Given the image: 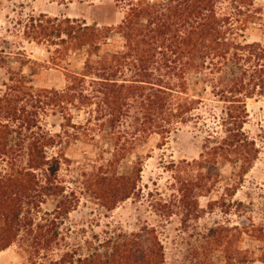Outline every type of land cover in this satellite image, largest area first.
<instances>
[{
  "label": "rangeland",
  "instance_id": "rangeland-1",
  "mask_svg": "<svg viewBox=\"0 0 264 264\" xmlns=\"http://www.w3.org/2000/svg\"><path fill=\"white\" fill-rule=\"evenodd\" d=\"M157 1L0 0V99L10 98L19 111L17 120L0 115L9 128L2 140L8 146L0 154V180L29 173L38 183L31 199L20 203L19 235L0 252V264L76 263L110 252L106 241L122 243L134 234L143 236L136 248L158 264H264L263 96L254 93L246 100L241 132L258 152L247 172L235 156L229 158L236 163L219 160L216 168H199L206 147L225 135L220 118L227 104L215 95L228 69L224 59L207 60L200 73L187 77L188 96L200 102L171 123L161 120L169 131L163 134L152 126L147 130L144 105L149 84L179 94L176 58L162 64L157 55L150 77L122 66L113 79L141 81L145 90L123 98L117 111L96 70L71 84V75L82 74L84 50L65 55L56 34L35 39L39 21L47 25L53 19L115 31L130 8ZM214 9L233 27L250 10L258 34L235 31L244 37L236 40L264 46V0H253L248 9L236 0H216ZM33 149L47 165L31 168ZM132 168L140 171L135 185L127 199L116 200L112 195L124 189L120 178Z\"/></svg>",
  "mask_w": 264,
  "mask_h": 264
},
{
  "label": "trees",
  "instance_id": "trees-1",
  "mask_svg": "<svg viewBox=\"0 0 264 264\" xmlns=\"http://www.w3.org/2000/svg\"><path fill=\"white\" fill-rule=\"evenodd\" d=\"M215 1L160 0L153 5L144 4L130 8L125 20L115 31L108 28L99 30L85 23L81 25L69 18L60 22L56 19L47 20V25H42L39 21L36 28H40V31L34 35L35 39H41L56 34L55 37L60 42L56 45L64 47L65 55L84 50L86 60L82 74L77 75L80 77L71 75V84L76 86L79 80L90 77L89 75H93V71L96 70L94 75L97 82L104 86L106 94L110 97L109 103L118 108L117 111L122 106L120 102L123 98L135 96L145 90L138 85L141 81L118 84L113 79L122 66L128 68L132 65L141 75L150 77L146 74L150 65L156 63L157 55H161L162 64L167 63L169 58H176L175 63L179 68L175 76L179 78V94L173 96L170 90L161 85H157V90L153 89L155 86L153 84H149V90L146 88L148 95L144 110L147 130L151 131L150 129L154 127L163 134L169 131L160 125L161 120L171 123L195 110V106L200 102V99L188 96L187 77L200 73L205 68L207 60L224 59V66L228 69L219 79V84L223 88L215 95L227 104L223 117L220 118L225 135L214 146L206 147L198 167L203 165L215 167L217 161L221 160L239 162L240 168L247 172L256 160L258 152L254 143L248 141L241 130L247 117L246 100L251 99L254 93L264 97V46L259 42L244 41L241 44L236 40V36L243 35L239 36L235 31L258 34L251 26L256 18L250 10H247L239 27H233L229 19L218 16L214 9ZM236 3L240 9H248L252 7L253 0H236ZM112 31L120 36L121 42L114 40ZM62 35L66 38L63 39ZM108 40L111 42L107 43ZM244 63L247 65L251 63L252 67L247 68L249 66L243 65ZM236 70L238 74L235 73ZM99 73L103 74L102 78L97 76ZM183 95L185 96L182 97ZM65 96L73 100V96L69 94ZM18 112L10 98L0 99V115L4 119L17 120ZM8 129L7 124L0 122V154L6 153L8 142L2 140L9 135ZM31 154V168L47 165L45 156L39 154L36 149H33ZM230 156H235L239 161H231ZM134 172L137 173L133 175ZM139 173V169L133 171L132 168L128 177L120 178L124 189L115 191L112 197L116 200L127 199ZM37 184L34 176L29 173L0 180V252L8 249L17 239L20 230L16 212L19 209L21 211L22 200L31 199L36 191L34 185ZM33 200L35 199L31 201ZM217 231L215 230V233ZM142 239V235L134 234L124 237L122 243L108 240L104 247L110 249V252L104 255L93 253L70 264H158L154 263V256H147L145 252L136 248Z\"/></svg>",
  "mask_w": 264,
  "mask_h": 264
}]
</instances>
